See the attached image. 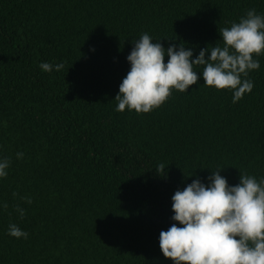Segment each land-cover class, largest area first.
<instances>
[{"label":"trees","instance_id":"trees-1","mask_svg":"<svg viewBox=\"0 0 264 264\" xmlns=\"http://www.w3.org/2000/svg\"><path fill=\"white\" fill-rule=\"evenodd\" d=\"M253 8L264 0H0V264H173L159 235L177 190L218 169L230 186L264 177V56L235 104L201 76L150 113L115 111L142 34L195 58Z\"/></svg>","mask_w":264,"mask_h":264},{"label":"clouds","instance_id":"clouds-1","mask_svg":"<svg viewBox=\"0 0 264 264\" xmlns=\"http://www.w3.org/2000/svg\"><path fill=\"white\" fill-rule=\"evenodd\" d=\"M219 34V43L200 49L195 58L194 50L183 43L165 48L161 39L142 34L126 58L130 70L119 85L115 111L150 113L167 102L173 91L187 93L201 76L205 87L230 91L234 104L241 101L252 92L254 82L248 77L260 70L259 58L264 56V14L249 9L238 22L220 28ZM39 67L52 73L64 65L42 62ZM16 155L23 158V153ZM10 166V158L0 157V180L7 178ZM221 170L212 171L207 183L193 179L172 196L174 223L160 232L159 246L173 264H264V177L244 173L237 185L230 186ZM156 171L164 174L165 166L160 164ZM15 210L25 215L19 205ZM7 234L29 237L15 223L9 224Z\"/></svg>","mask_w":264,"mask_h":264}]
</instances>
